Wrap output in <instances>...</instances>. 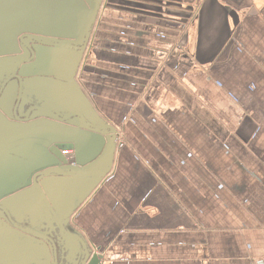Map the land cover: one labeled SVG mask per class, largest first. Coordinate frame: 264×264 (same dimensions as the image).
Returning a JSON list of instances; mask_svg holds the SVG:
<instances>
[{"label":"crops","instance_id":"0c3cea01","mask_svg":"<svg viewBox=\"0 0 264 264\" xmlns=\"http://www.w3.org/2000/svg\"><path fill=\"white\" fill-rule=\"evenodd\" d=\"M99 1L79 79L58 81L63 95L34 81L52 94L48 108L68 103L91 124L114 127L124 145L101 185L75 197L70 233L102 264H263L264 0ZM54 3L78 12L59 35L70 37L82 1ZM19 22L18 31H51L34 13ZM42 248V264H53L51 247ZM14 250V264L37 256Z\"/></svg>","mask_w":264,"mask_h":264},{"label":"water","instance_id":"95a60500","mask_svg":"<svg viewBox=\"0 0 264 264\" xmlns=\"http://www.w3.org/2000/svg\"><path fill=\"white\" fill-rule=\"evenodd\" d=\"M79 1H82L87 13L93 10V17L84 32L80 29L70 37H60L55 30H49L50 34H46L38 28V31L34 30V34L47 35L50 40L45 42L28 35L31 43L23 38V54L15 56L20 54L18 46H15L19 35L33 31L23 29L9 43L10 48L16 47L15 50L6 49L4 53H0V64L14 67L19 72L16 76L8 77L0 88V177L3 179L0 184V238L3 241L9 240L4 244L9 249L14 247L13 249L22 250L16 244L18 241L23 245L28 244L23 248L29 256H32L29 244L35 246L37 257L42 253L41 248L49 245L53 251L54 264L60 263L57 243L61 247L62 242L67 241L62 233L75 239L81 248V252L72 257L69 251L64 250L62 260H67L66 264H102V257L97 249L89 247L78 234L66 232L65 226L74 221L75 197H84L91 186V191H94L111 173L118 139L114 127L91 124L82 113L72 112V106L68 103L61 101L54 104L53 108H48L46 100L52 94L35 85L34 81H27L31 77L22 74V71L33 72L34 68H39V58L46 56L47 51L85 53L99 13V4L94 0V7L89 8L83 0ZM30 4L29 0H14L6 3L5 7L8 10L10 7H17L15 12L9 10L10 14H17L21 18L24 13L33 11ZM25 17L28 19L25 18L24 21H30L28 15ZM36 51L37 61L33 65L31 62L35 60ZM27 53L31 54L30 59L25 58ZM14 79L18 81H12ZM37 80L42 81L39 78ZM58 81L64 80L49 78L42 82L55 84L58 95H63L68 87L62 86ZM32 84L35 85L33 89L30 88ZM97 147L100 150L95 155ZM64 148L73 150L74 163L63 155ZM85 150L90 158L85 155ZM96 164H102L103 169L93 171L92 166ZM74 188L76 191L71 193ZM14 216L21 221L22 217L25 218L23 222L30 228L22 226ZM34 225L39 226L40 232L31 229ZM22 236L26 238L24 241L20 238ZM40 243L44 244L39 245Z\"/></svg>","mask_w":264,"mask_h":264},{"label":"rangeland","instance_id":"374dc122","mask_svg":"<svg viewBox=\"0 0 264 264\" xmlns=\"http://www.w3.org/2000/svg\"><path fill=\"white\" fill-rule=\"evenodd\" d=\"M7 1V4L10 3L12 0H4ZM39 6L34 7L31 9H33V11L31 10L30 13H34L35 16L41 20V21H45V22H49L51 21L50 25V29L51 32H53L54 30L56 31L57 29V33L58 35H61L64 32V29L68 28V24L70 22L73 21V15L76 14L78 15V12L74 10V6L69 7L68 9L72 12L70 15H66L63 13L62 8L63 7H57L58 9H55L56 7V3H54V0H35ZM98 2H100L99 0H97ZM95 2V1H94ZM96 7V5H95ZM4 8V7H3ZM1 9V7H0ZM4 10H8V7H5ZM84 14L81 15L82 19L78 22L79 27L77 29L80 30L82 32L85 31L86 29V25L87 23L84 22V16H85V9L83 10ZM95 11V10H94ZM0 12H4V11H0ZM23 15V14H22ZM84 24V25H83ZM82 27V28H81ZM18 30V29H17ZM15 33H10L7 34L6 32L0 33V53H4L6 49H9V43L11 42V40H13ZM4 38V39H3ZM53 53L57 56L55 58V60L53 62H49L48 64H41L39 68H37L36 70H34V72H30V71H22L23 75H27L31 78L27 79V81H41V80H37L42 79V78H55L58 80H64V81H69V79H75L78 80L79 76L81 74L82 71V66L84 65L85 61H86V57L84 53H76L74 51H60V50H54ZM49 54L52 55L51 51H49ZM91 59H95V52L94 50L92 51L91 54ZM17 71L14 69V67L11 66H7L4 64H0V82L1 81H6V79L12 75H14ZM30 72V73H29ZM67 90H64V94H66ZM63 94V93H62ZM10 106V105H9ZM103 165L102 164H96L94 166H92L93 171H99L100 169H102ZM99 168V170H97ZM92 187V186H91ZM87 188L89 189L85 195L88 196L89 194H91L93 191H91V189L93 190V188ZM74 191H76V189L74 188V190L71 192L73 193ZM91 191V192H89ZM72 196V195H71ZM67 199V198H66ZM67 201H69L67 199ZM76 209V206H75ZM75 214V211L73 212V215ZM2 215V212H0V216ZM66 232L70 233L71 225H66ZM32 230H39V226L34 225V227H31ZM62 233V232H61ZM64 238L67 239V241H65L63 244L69 247V254L70 257L75 256L76 253H80L81 252V248L80 245L78 243H76L73 238H70L68 236L65 235V233H62ZM9 241V240H6ZM6 241H3L0 238V264H8L6 263V260H9V264H14V262H16L17 260H20L19 255L16 253L17 251L14 250L13 248H11L10 250H8L7 248H5L4 244L6 245ZM17 245L23 247V246H27L28 244H24L22 245L19 241L16 242ZM44 244V243H40L39 245ZM29 248H32V250H36L35 246H31V244H29ZM59 256H60V263L59 264H66L65 261L67 262V260H62V256H63V251L61 249V247L57 248ZM8 251V252H6ZM42 252V251H41ZM51 255V254H49ZM44 254L43 252L41 254L37 256H35L32 261V264H42L43 260L42 258H44ZM68 258V257H67ZM2 259H5V261H2ZM71 259V258H70ZM52 263L54 264V255H53V251H52ZM71 264H74L72 262H70Z\"/></svg>","mask_w":264,"mask_h":264},{"label":"flooded vegetation","instance_id":"af4514ba","mask_svg":"<svg viewBox=\"0 0 264 264\" xmlns=\"http://www.w3.org/2000/svg\"><path fill=\"white\" fill-rule=\"evenodd\" d=\"M14 0H12L11 2H13ZM7 3V1H4V0H0V7H1V9H0V11H4V12H0V26H3V29H5L6 30V33L7 34H10L11 32L12 33H21V31H18L20 28H21V23L19 22V17L20 16H18L17 14H10V11H16V10H18L17 9V7H10L9 8V10H4V8H5V4ZM9 6H11V5H9ZM4 7V8H3ZM9 16V17H8ZM100 15H99V13H98V16L96 17V20H95V22H94V25H93V27H92V30H91V36H90V40H89V45H88V48H87V50L85 51V57H86V54H88V50L91 48V46H90V42H91V40H92V37H93V35H94V33H95V30H96V27H97V25H98V22H99V17ZM93 17V16H92ZM99 17V18H98ZM30 25V24H29ZM27 26V25H26ZM18 29V30H17ZM29 30L30 29H32L33 31L31 32V33H22V34H20L19 35V37H18V39H17V42L15 43V46H18V49H19V51H20V54H17V55H15V56H19V55H22L23 54V51H22V49H23V45H22V43H21V41H22V39L24 38V40L25 41H27V42H30L31 43V41H30V39L28 38V35H33V36H36L38 39H41V40H43V41H45V42H48L50 39L48 38V36L47 35H36V34H34V30H36V31H38V29L37 28H35L34 26H32V27H30V28H28ZM27 32H30V31H27ZM46 32V34H50V32L49 31H45ZM80 36V35H79ZM48 40V41H47ZM74 41H76V40H74ZM83 42H84V40H83ZM83 45V44H82ZM11 47V48H9L11 51H14L15 50V48L16 47ZM22 53V54H21ZM28 55L25 57L26 59H30L31 58V54L30 53H27ZM57 56L54 54V53H52V55L51 54H49V51H47L46 52V56H44V57H42V56H40V58H39V61H38V63H37V65L38 66H40L41 64H48L50 61L51 62H53L54 60H55V58H56ZM37 51L35 52V60L33 61V62H31L33 65L35 64V62L37 61ZM89 60V59H88ZM18 63V62H17ZM16 63V64H17ZM19 65H20V63H18ZM27 65H30V64H27ZM36 65V66H37ZM22 68V67H21ZM34 68V67H33ZM16 70V69H15ZM34 70H35V68H34ZM34 72V71H33ZM19 74V72H17V73H15L13 76H16V75H18ZM47 79H49V78H42V81H46ZM53 79V78H52ZM12 81H18L17 79H14V80H12ZM54 81V80H53ZM3 82L4 81H1L0 82V88H1V85L3 84Z\"/></svg>","mask_w":264,"mask_h":264},{"label":"built area","instance_id":"2783aa9c","mask_svg":"<svg viewBox=\"0 0 264 264\" xmlns=\"http://www.w3.org/2000/svg\"><path fill=\"white\" fill-rule=\"evenodd\" d=\"M117 145L119 146V148H123L124 147V145L121 143V141H120V139L118 138L117 139ZM63 155L64 156H66L67 158H70V157H72L73 158V160H74V152L73 151H64L63 152ZM71 161V160H69L71 163H74V161ZM263 264H264V260H263V262H262Z\"/></svg>","mask_w":264,"mask_h":264},{"label":"trees","instance_id":"16d2710c","mask_svg":"<svg viewBox=\"0 0 264 264\" xmlns=\"http://www.w3.org/2000/svg\"><path fill=\"white\" fill-rule=\"evenodd\" d=\"M57 246H59V248H60V245H58V243H57ZM60 257V256H59Z\"/></svg>","mask_w":264,"mask_h":264}]
</instances>
